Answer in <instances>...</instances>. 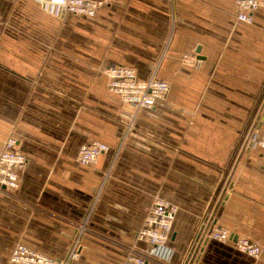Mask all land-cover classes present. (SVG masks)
<instances>
[{
	"label": "crops",
	"instance_id": "0c3cea01",
	"mask_svg": "<svg viewBox=\"0 0 264 264\" xmlns=\"http://www.w3.org/2000/svg\"><path fill=\"white\" fill-rule=\"evenodd\" d=\"M159 59L167 95L121 141L125 106L103 71L145 78ZM253 135L264 137V8L247 23L235 0H105L94 16L0 0V150L14 138L26 158L18 187H0V264H13L17 243L63 259L105 174L70 264H124L148 248L137 232L156 198L176 213L147 264H264V149ZM92 142L108 149L83 165L78 151ZM210 217L231 239H197L192 258ZM237 237L259 243V258Z\"/></svg>",
	"mask_w": 264,
	"mask_h": 264
},
{
	"label": "built area",
	"instance_id": "2783aa9c",
	"mask_svg": "<svg viewBox=\"0 0 264 264\" xmlns=\"http://www.w3.org/2000/svg\"><path fill=\"white\" fill-rule=\"evenodd\" d=\"M37 2L52 7L59 12L94 16L105 0H37ZM235 7L237 19L250 23L253 13L264 8V0H235ZM185 59L188 60L189 58L185 57ZM159 64L160 59L145 78H138L133 68L122 65L107 67L103 71L107 77L108 90L117 94L125 106V109L121 112L123 123L121 141L133 129L139 111L153 107L158 100L165 98L167 95L169 83L158 76ZM254 141L264 149V137L257 138L256 135H253L250 137V142L253 143ZM107 149V145L101 142L83 145L78 151L77 161L83 165H91ZM25 163V155L17 149L16 140L8 138L5 148L0 150V187L10 190L16 189L19 185V172L23 169ZM106 176L105 174L100 182L97 194L89 206L85 219L77 226L71 247L63 259H52L17 243L11 250L10 263L70 264L77 259L81 247L82 233L86 229L87 220L93 211ZM175 213V205L165 199L156 198L137 232V240L146 243L148 248L143 251L130 249L124 264H147L154 253V249L166 243ZM206 236L218 241H229L231 239V234L227 229L215 226L208 229ZM233 244L239 251L253 258H259L261 254L260 244L245 237H237Z\"/></svg>",
	"mask_w": 264,
	"mask_h": 264
},
{
	"label": "water",
	"instance_id": "95a60500",
	"mask_svg": "<svg viewBox=\"0 0 264 264\" xmlns=\"http://www.w3.org/2000/svg\"><path fill=\"white\" fill-rule=\"evenodd\" d=\"M251 143L248 142V146L245 148V150L248 149V147H250ZM224 191V190H223ZM211 217L209 218V220L207 221L206 224H204L200 229H199V233L198 235L196 236L194 242L192 243L191 247H190V252L193 253V256L192 258H194L196 252L198 251L199 247H198V244H199V239H200V242L203 241H206L207 240V236H206V232L208 231V229L210 228V223H211ZM198 239V240H197Z\"/></svg>",
	"mask_w": 264,
	"mask_h": 264
}]
</instances>
